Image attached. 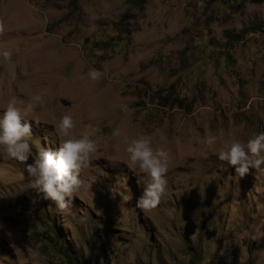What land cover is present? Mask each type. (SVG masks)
Instances as JSON below:
<instances>
[{"label": "rangeland", "instance_id": "obj_1", "mask_svg": "<svg viewBox=\"0 0 264 264\" xmlns=\"http://www.w3.org/2000/svg\"><path fill=\"white\" fill-rule=\"evenodd\" d=\"M263 24L264 3L242 0H0V111L41 96L29 160L0 149V264H64L55 233L70 264H264V171L240 178L217 156L264 132ZM68 113L97 151L81 172L91 187L61 211L25 166L58 147ZM140 136L169 153L147 211L125 143Z\"/></svg>", "mask_w": 264, "mask_h": 264}, {"label": "clouds", "instance_id": "obj_2", "mask_svg": "<svg viewBox=\"0 0 264 264\" xmlns=\"http://www.w3.org/2000/svg\"><path fill=\"white\" fill-rule=\"evenodd\" d=\"M5 60L10 59L11 52H0ZM87 75L93 80L101 78L103 73L90 68ZM41 103V96L34 95L27 102L11 97L3 111H0V149L9 159L26 162L31 155L33 122L29 114ZM58 135L63 137L58 147L47 148L32 156V163H27L25 170L30 177L29 187L34 189L44 200H51L61 211L70 208L73 197L80 191L91 187L89 181L81 177L87 168L91 156L97 151L96 142L89 132L79 138H72L75 122L71 113L60 117L58 125H53ZM119 135L117 131L115 133ZM216 136H206L205 143L213 145ZM126 152L130 163L129 169H138V186L142 183L141 195L136 200V207L142 210L155 209L165 194L167 187L166 173L169 165V153L163 148H154L151 138L140 136L125 140ZM218 159L226 162L240 178L249 174L251 169L264 171V132L255 134L246 142L233 140L223 143ZM0 227H3L0 225Z\"/></svg>", "mask_w": 264, "mask_h": 264}, {"label": "trees", "instance_id": "obj_3", "mask_svg": "<svg viewBox=\"0 0 264 264\" xmlns=\"http://www.w3.org/2000/svg\"><path fill=\"white\" fill-rule=\"evenodd\" d=\"M130 3L134 4L135 6L137 7H142L143 5L146 4L147 0H129ZM219 0H209V3H214V2H217ZM242 2H250V3H253V4H261V3H264V0H242ZM264 26V24H263ZM48 227L45 228V231H51L50 229H47ZM55 230H52L50 233H54ZM55 236L58 238L54 243V244H50L48 247H49V250L51 251V254L56 257V259L58 261H61L63 262L64 264H70L69 260L67 259V257L65 256V254H63L61 252V238L58 237V235L55 233ZM104 261V264H108L106 262V259L103 258L102 259Z\"/></svg>", "mask_w": 264, "mask_h": 264}]
</instances>
